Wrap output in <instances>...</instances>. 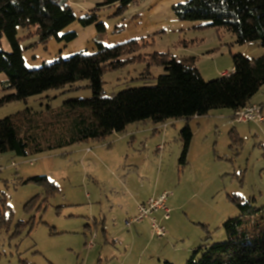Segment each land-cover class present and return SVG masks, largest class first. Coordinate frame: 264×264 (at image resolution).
I'll use <instances>...</instances> for the list:
<instances>
[{"label":"rangeland","instance_id":"obj_1","mask_svg":"<svg viewBox=\"0 0 264 264\" xmlns=\"http://www.w3.org/2000/svg\"><path fill=\"white\" fill-rule=\"evenodd\" d=\"M67 1L76 20L61 34L75 32L76 38L70 42L51 38L43 43L36 28L19 27L17 37L25 64L39 68L60 57L92 54L97 42L115 46L137 40L141 46L135 55L142 57L103 74L106 96L154 86L156 78L164 73L162 66L150 60L158 53L178 59L193 57L202 77L210 81L231 69L232 55L257 58L260 50L264 51L259 42H252L259 46L236 44L233 34L206 27L205 21L178 20L172 8L188 0H137L123 9L118 2L102 5L104 0ZM91 14H96V22L102 23L104 30L100 31L97 23L81 24L80 19ZM0 47L11 50L5 36ZM5 80L1 73L0 82ZM262 91L252 102L257 97L264 99ZM91 96L88 82L78 81L27 102L0 106V119L25 108L46 112L50 106L56 110L67 101ZM231 113L229 109L213 110L199 128L194 126L197 131L190 126L194 135L186 166L179 164V132L184 120L168 121L165 127L150 120L140 121L100 141L13 157L16 166H11V160L5 164L0 161V207L4 198L7 206L2 213L10 218L8 227L0 231V264H141L137 247L130 253L128 249L129 254L124 249L137 224L149 223L151 228L150 220L130 226L125 222L137 215L134 202L144 203L164 192L169 193V219L164 220L160 211L154 215L166 235L159 239L151 228L146 241L151 239L177 264H182L179 260L189 245L195 243L199 249L210 242L224 241L222 223L239 215L234 198L250 201L256 208L264 206V123L255 127V123L237 122ZM233 127L241 141L232 138ZM30 159L36 162L31 165ZM40 175H46L59 191L49 195L44 184L20 183L21 179ZM193 251L182 259L183 264Z\"/></svg>","mask_w":264,"mask_h":264},{"label":"trees","instance_id":"obj_2","mask_svg":"<svg viewBox=\"0 0 264 264\" xmlns=\"http://www.w3.org/2000/svg\"><path fill=\"white\" fill-rule=\"evenodd\" d=\"M135 1L104 0L102 5L118 2L123 9ZM172 9L178 20L205 21L206 27L233 34L238 45L259 42L264 50V0H188ZM75 20L67 0H0V41L5 36L11 48L8 52L0 47V74L6 76V80L0 82V106L27 102L50 89L83 80L88 82L92 92L90 98L67 101L56 110L50 106L46 112L25 108L0 119V155L36 156L80 142L100 141L140 121L150 120L158 125L184 120L179 132L182 144L179 164L186 166L193 138L188 121L218 109L231 110L234 119V113L252 105V99L264 86V53L257 58L241 53L232 55L233 73L210 81L202 77L193 57L178 59L158 53L150 60L162 66L164 73L156 78L154 86L130 88L106 96L103 74L142 57L135 55L141 46L137 40L115 46L97 42L96 52L92 54L60 57L39 68L26 66L17 37L19 27L36 28L43 43L51 38L70 42L77 34L61 33ZM96 21V14L80 19L84 26ZM97 28L104 30L102 23H97ZM259 106L263 110L264 104ZM231 134L236 141H241L234 128ZM20 183L44 184L49 195L59 191L46 175L21 179ZM33 200L35 198L31 202ZM234 202L239 215L222 223L226 239L194 250L185 264H264V206L256 208L240 198H234ZM1 204L0 231L6 229L10 221L2 213L7 206L4 198Z\"/></svg>","mask_w":264,"mask_h":264},{"label":"crops","instance_id":"obj_3","mask_svg":"<svg viewBox=\"0 0 264 264\" xmlns=\"http://www.w3.org/2000/svg\"><path fill=\"white\" fill-rule=\"evenodd\" d=\"M249 44H253V45L255 44L254 46H259L258 43H249ZM245 45L246 44H244L243 46H245ZM259 53H260L259 55L261 56V55H263L264 51L260 50ZM230 70H232V67ZM230 70H227V71H230ZM227 71H225V72H227ZM225 72H223L222 75ZM261 90H263L262 91V93H263L264 92V86L261 88ZM252 104H258V105L264 104V99L261 97H257L255 99V101L252 102ZM262 116H263V110H262ZM204 118H206V116L205 117L204 116L203 117H198V116L193 117L192 119H190L188 121V124L192 127V129H195L197 131V127H194V126L198 125V128H199V126H200L199 124L204 120ZM192 121H195V123L192 124ZM184 122H186V121H184ZM252 123H255V127L262 125L264 123V117H263V122H252ZM233 128L235 129V131L239 135L238 131L236 130V127H233ZM5 155H6L5 157L0 158V161H2L4 164L6 163V161L11 160L14 157L13 154H10V153H7ZM11 162H13V161L11 160ZM31 177H33V176H31ZM28 178H30V176ZM28 178H26V179H28ZM140 203L141 202H134L133 210L135 209L134 210L135 212H136L137 207ZM130 218H132V217H130ZM150 229L151 228H150L149 223H148V225L142 224V226L140 224L139 225L137 224L136 233L131 234L132 237H131V239L129 238L130 242L127 243L128 246H125L126 248L124 250H125L126 254H129L131 249H134L135 247H137V249L139 250L138 258H139V261L141 262V264H164L166 261L170 262L171 264H177L175 261H172L171 258H168L167 255H164L162 249L161 248L158 249L155 245V242L151 241V239L149 241H146L145 236H147V234L150 233V231H148ZM147 231H148V233H147ZM121 237H123V236H122V234H120V231H119V238H121ZM137 240L140 241L139 244H137V242H138ZM128 249H129V253H128ZM193 249L194 250L196 249L195 243L193 245L187 246L186 254H185V256H184V254L181 255V260H179V263L183 264L184 260L182 261V259H184V257H187L189 255L190 251H192ZM120 255H122V254H120Z\"/></svg>","mask_w":264,"mask_h":264},{"label":"built area","instance_id":"obj_4","mask_svg":"<svg viewBox=\"0 0 264 264\" xmlns=\"http://www.w3.org/2000/svg\"><path fill=\"white\" fill-rule=\"evenodd\" d=\"M233 73V70L225 72L224 76H230ZM234 119L237 122H263L262 108L259 105H247L246 107L236 111L234 113ZM164 127L166 124L163 125ZM36 159L28 160L29 164H34ZM11 166H16L14 162L11 163ZM0 165V170H2ZM169 196L168 192H164L155 198H150L144 203H140L137 207V215L126 220V226H130L136 222H142L144 219H149L151 223V228L154 235L162 239L166 235L165 227L157 220L154 213L160 211L164 220L169 219L170 209L167 207V198ZM88 247H93L92 244H88Z\"/></svg>","mask_w":264,"mask_h":264}]
</instances>
